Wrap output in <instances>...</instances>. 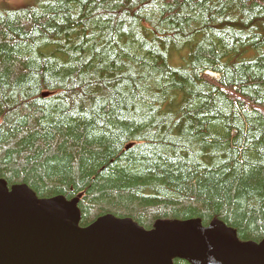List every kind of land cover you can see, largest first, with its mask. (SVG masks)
Here are the masks:
<instances>
[{
	"label": "trees",
	"instance_id": "1",
	"mask_svg": "<svg viewBox=\"0 0 264 264\" xmlns=\"http://www.w3.org/2000/svg\"><path fill=\"white\" fill-rule=\"evenodd\" d=\"M0 179L259 244L264 0H0Z\"/></svg>",
	"mask_w": 264,
	"mask_h": 264
},
{
	"label": "water",
	"instance_id": "2",
	"mask_svg": "<svg viewBox=\"0 0 264 264\" xmlns=\"http://www.w3.org/2000/svg\"><path fill=\"white\" fill-rule=\"evenodd\" d=\"M77 203L39 200L0 179V264H264V240L240 242L220 221L157 222L146 231L106 215L81 228Z\"/></svg>",
	"mask_w": 264,
	"mask_h": 264
},
{
	"label": "rangeland",
	"instance_id": "3",
	"mask_svg": "<svg viewBox=\"0 0 264 264\" xmlns=\"http://www.w3.org/2000/svg\"><path fill=\"white\" fill-rule=\"evenodd\" d=\"M16 4H17V2H15ZM211 75H213L214 77L216 76V75H214V74H211Z\"/></svg>",
	"mask_w": 264,
	"mask_h": 264
}]
</instances>
